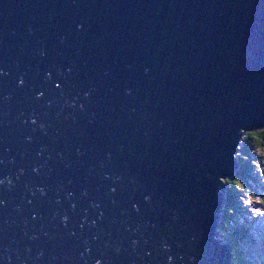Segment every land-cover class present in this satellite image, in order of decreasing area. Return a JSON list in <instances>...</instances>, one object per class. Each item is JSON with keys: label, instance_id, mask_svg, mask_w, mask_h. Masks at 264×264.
Masks as SVG:
<instances>
[{"label": "water", "instance_id": "water-1", "mask_svg": "<svg viewBox=\"0 0 264 264\" xmlns=\"http://www.w3.org/2000/svg\"><path fill=\"white\" fill-rule=\"evenodd\" d=\"M260 127L264 0H0V264H230Z\"/></svg>", "mask_w": 264, "mask_h": 264}, {"label": "rangeland", "instance_id": "rangeland-1", "mask_svg": "<svg viewBox=\"0 0 264 264\" xmlns=\"http://www.w3.org/2000/svg\"><path fill=\"white\" fill-rule=\"evenodd\" d=\"M250 130H241L239 137V144L236 145V151L232 153L233 158H235V166L232 167V172L228 176H224L223 178L219 177V180L222 184L225 185V190L223 192L220 191L221 198H225L227 192V181L229 179L234 178L233 181V202L236 208V212L234 216H230L232 219L240 223L243 222L242 218H238L239 216H243L245 218L243 224H250L248 229V235H250V242L248 246L242 247L240 250V254L237 257L229 252V263L234 264V258L238 260V263L241 261L243 263L249 264H264V142L261 145H258L255 141L250 143L247 149L248 157L244 160L239 158V154L243 151L242 147L244 144V138ZM258 160L259 164H255L250 161ZM249 162L251 165L249 169V177H247V181H242L237 175L239 173L238 168L241 165H244ZM223 213V205L221 208V212L219 216L216 218V224H220L222 221ZM240 213L242 215H240ZM247 220V221H246ZM221 225V224H220ZM234 226V223L233 225ZM253 226V229L251 228ZM217 227V231H218ZM229 231V228H227ZM219 232V231H218ZM221 242L226 246L228 250H230L229 246L221 239Z\"/></svg>", "mask_w": 264, "mask_h": 264}, {"label": "trees", "instance_id": "trees-1", "mask_svg": "<svg viewBox=\"0 0 264 264\" xmlns=\"http://www.w3.org/2000/svg\"><path fill=\"white\" fill-rule=\"evenodd\" d=\"M245 142L243 144L242 147V152L239 154V158L244 160L246 159L248 156L247 153V149H249V145L250 143H252L253 141H255L258 145L263 144L264 142V127H260V128H253L251 129V131L247 134V136L244 138ZM248 141H251L250 143ZM253 162L255 164H259L258 160L255 161H250ZM251 165L249 164V162L247 161L246 164L241 165L240 168H238V177L242 180V181H247V177H249V169H250ZM233 181L234 178L229 179L227 181V192L228 194H226V197L223 199L224 200V204H223V213H221L222 215V221H220L219 224V235L220 238L222 240L225 241V243L229 246L230 248V252L231 254L237 257L238 254H240V250L242 247H246L248 246L249 242H250V235H248V229H249V225L250 224H243L245 218L243 216H239L238 218H242L243 222L238 223L235 219L236 218H231L230 216L232 215V217L234 216V213L236 212V208L234 206V200H233V195H231V193L233 192ZM240 215H242L240 213ZM247 221V220H246ZM234 223V226H232ZM227 228H229V231L227 230ZM251 228L253 229V226H251ZM250 245V244H249ZM235 261L233 260L234 264H249V263H243L242 261L240 263H238V260L236 258H234Z\"/></svg>", "mask_w": 264, "mask_h": 264}, {"label": "snow or ice", "instance_id": "snow-or-ice-1", "mask_svg": "<svg viewBox=\"0 0 264 264\" xmlns=\"http://www.w3.org/2000/svg\"><path fill=\"white\" fill-rule=\"evenodd\" d=\"M57 87H59V85H57Z\"/></svg>", "mask_w": 264, "mask_h": 264}, {"label": "bare ground", "instance_id": "bare-ground-1", "mask_svg": "<svg viewBox=\"0 0 264 264\" xmlns=\"http://www.w3.org/2000/svg\"><path fill=\"white\" fill-rule=\"evenodd\" d=\"M225 242V241H224Z\"/></svg>", "mask_w": 264, "mask_h": 264}]
</instances>
